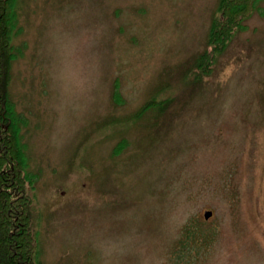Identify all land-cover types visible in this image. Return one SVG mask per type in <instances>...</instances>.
<instances>
[{"label":"rangeland","instance_id":"obj_1","mask_svg":"<svg viewBox=\"0 0 264 264\" xmlns=\"http://www.w3.org/2000/svg\"><path fill=\"white\" fill-rule=\"evenodd\" d=\"M217 1L19 0L9 93L42 264H264V2L181 82ZM155 95L168 108L138 119Z\"/></svg>","mask_w":264,"mask_h":264},{"label":"trees","instance_id":"obj_2","mask_svg":"<svg viewBox=\"0 0 264 264\" xmlns=\"http://www.w3.org/2000/svg\"><path fill=\"white\" fill-rule=\"evenodd\" d=\"M264 0H218L204 49L185 68L182 85L194 87L208 77L212 65L233 38L246 30V22ZM19 0H0V264H42L39 247L41 212L35 185L36 175L28 171L26 147L22 142L23 120L9 93L13 63L21 50L13 45L18 30ZM151 97L137 112H165L171 101ZM120 93L115 85L113 101ZM121 141L118 147H123ZM116 148L113 154H119Z\"/></svg>","mask_w":264,"mask_h":264},{"label":"water","instance_id":"obj_3","mask_svg":"<svg viewBox=\"0 0 264 264\" xmlns=\"http://www.w3.org/2000/svg\"><path fill=\"white\" fill-rule=\"evenodd\" d=\"M211 215H212L211 211H205L203 216L205 220H208L211 217Z\"/></svg>","mask_w":264,"mask_h":264}]
</instances>
